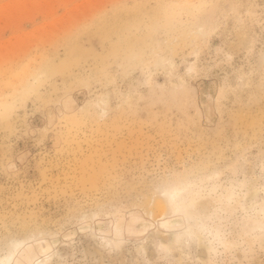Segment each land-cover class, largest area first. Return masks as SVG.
Instances as JSON below:
<instances>
[{"label": "rangeland", "instance_id": "obj_1", "mask_svg": "<svg viewBox=\"0 0 264 264\" xmlns=\"http://www.w3.org/2000/svg\"><path fill=\"white\" fill-rule=\"evenodd\" d=\"M0 264H264V0H0Z\"/></svg>", "mask_w": 264, "mask_h": 264}, {"label": "bare ground", "instance_id": "obj_2", "mask_svg": "<svg viewBox=\"0 0 264 264\" xmlns=\"http://www.w3.org/2000/svg\"><path fill=\"white\" fill-rule=\"evenodd\" d=\"M198 12V11H197ZM144 15V14H143ZM168 27V26H167ZM173 27V26H172ZM101 31V30H100ZM122 32V31H121ZM120 33V32H119ZM117 35H118V33H117ZM127 35V34H126ZM95 38V37H94ZM132 45V44H131ZM76 53V52H75ZM72 54V53H71ZM27 90V89H26ZM172 194V193H171ZM47 260V259H46Z\"/></svg>", "mask_w": 264, "mask_h": 264}]
</instances>
